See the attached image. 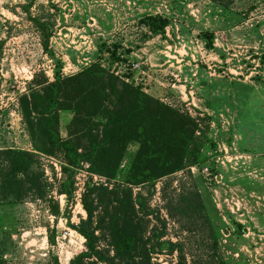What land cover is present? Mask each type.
Listing matches in <instances>:
<instances>
[{"label": "rangeland", "instance_id": "374dc122", "mask_svg": "<svg viewBox=\"0 0 264 264\" xmlns=\"http://www.w3.org/2000/svg\"><path fill=\"white\" fill-rule=\"evenodd\" d=\"M35 16L53 25L47 52ZM149 17L168 21L162 33H151ZM96 62L197 126L181 171L133 189L136 210L142 202L148 214L144 238L161 244L152 264H264V0H0V152L33 154L45 190L36 199L13 183L0 188L14 194L0 202V264H70L85 251L75 229L87 218L85 182L110 192L129 177L135 143L113 179L83 165L71 194L59 192L62 155L36 151L23 115L20 97L34 76L53 82L57 68L67 77ZM72 118L58 113L63 140ZM101 198L95 236L104 250L115 203Z\"/></svg>", "mask_w": 264, "mask_h": 264}, {"label": "trees", "instance_id": "16d2710c", "mask_svg": "<svg viewBox=\"0 0 264 264\" xmlns=\"http://www.w3.org/2000/svg\"><path fill=\"white\" fill-rule=\"evenodd\" d=\"M29 8H25L26 12ZM29 21L38 33L43 52H47L53 35L50 19L35 16L29 17ZM146 22L152 34L162 33L168 24L160 17L146 18ZM205 37L209 41L212 38L210 33H205ZM41 77V81L33 77L28 92L21 95L20 100L24 118L35 129L32 136L36 151L46 156L55 152L62 155L61 171L65 180L59 186V192L71 194L67 189L73 186L72 178L83 165H86L88 175L113 179L128 145L135 143L138 146L129 166V177H125L115 191L96 188L90 176L85 182L81 201L87 218L75 228L85 241V251L70 264H152L151 255L161 244L144 238L141 216L148 214L143 213L142 202H137L140 209L136 210L133 189L151 186L183 169L185 156L194 142L195 122L154 102L140 89L122 82L97 62L67 77H63L57 68L53 82H48L43 74ZM61 111L73 112L65 140L58 133V113ZM32 113L37 116L35 123L30 119ZM0 156L6 163V167L0 170L1 173L5 169L0 176V188L13 183L32 191L36 199L45 196L40 180L42 173L33 170V154L7 149L0 152ZM128 184L129 188L125 186ZM101 192L105 197H113L115 203L111 215L106 216L110 242L104 250L99 249V238L95 236L100 227L95 213L102 204ZM10 194H1L0 202ZM19 197L20 194L14 199ZM110 205L109 198H106L105 206ZM166 246L170 252L178 249L177 245L170 243ZM110 250L115 253L113 256H109ZM178 264H183L182 260Z\"/></svg>", "mask_w": 264, "mask_h": 264}]
</instances>
